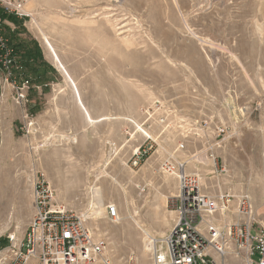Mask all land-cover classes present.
I'll return each mask as SVG.
<instances>
[{"label":"rangeland","instance_id":"rangeland-1","mask_svg":"<svg viewBox=\"0 0 264 264\" xmlns=\"http://www.w3.org/2000/svg\"><path fill=\"white\" fill-rule=\"evenodd\" d=\"M29 3L31 18L5 24L29 83L21 104L10 87L0 97V191L9 175H23L31 185L39 172L57 201L83 215L95 185L104 208L113 203L120 216L112 222L105 215L97 225L83 216L95 239L106 240L111 264L140 263V228L162 237L164 227L152 217L157 197L165 199L159 213L173 212L172 224L177 182L171 176L166 185L160 170L170 154L188 158V171L198 172L209 192H244L264 205V0ZM44 35L91 117L107 120H87ZM156 101L160 109L147 119L145 110ZM220 126L226 132L217 136ZM144 133L155 142L133 165V151L146 145ZM179 144L184 148L177 150ZM0 218L1 242L10 233L19 240L27 222Z\"/></svg>","mask_w":264,"mask_h":264},{"label":"built area","instance_id":"built-area-1","mask_svg":"<svg viewBox=\"0 0 264 264\" xmlns=\"http://www.w3.org/2000/svg\"><path fill=\"white\" fill-rule=\"evenodd\" d=\"M31 1L0 0V97L3 99L6 87H10L17 104L26 101L29 82L5 36V16L31 18L27 8ZM160 105L156 101L148 106L146 118H151ZM158 122H164V117L160 115ZM216 129L217 136L226 132L223 126ZM144 135L146 145L133 151V165L155 142L151 135ZM183 148V144L177 146V150ZM208 151L214 160L210 148ZM187 159L170 154L160 163L161 172L177 182L172 197L175 216L171 228L154 238L152 264H233L230 258L239 259L241 264H264V224L257 219L250 196L244 192H209L201 175L188 171ZM31 187L32 216L19 240L13 233L6 235V245L0 239V264H28L32 259L38 264H110L107 258L99 262L107 248L106 240H96L83 215L57 201L54 188L42 173L34 174ZM105 213L112 222L120 220L113 203L106 204Z\"/></svg>","mask_w":264,"mask_h":264},{"label":"bare ground","instance_id":"bare-ground-1","mask_svg":"<svg viewBox=\"0 0 264 264\" xmlns=\"http://www.w3.org/2000/svg\"><path fill=\"white\" fill-rule=\"evenodd\" d=\"M30 4V3H29ZM54 14V13H53ZM56 17L57 14L55 13ZM53 19V18H52ZM90 20V19H89ZM85 22V21H84ZM92 22V21H90ZM53 25V24H52ZM55 25H53L54 27ZM256 27H257V30L259 32V34L261 33V28H260V24H256ZM263 27V26H262ZM261 36V35H260ZM262 38V37H261ZM44 41L46 43V46L48 47L53 59L55 60V64H57L58 68L63 72V74L65 75V77L68 79V81L70 82L71 86H72V91L74 92V100L77 104L78 107H80V109L82 110V112L85 114V116L87 117V120L91 123H95L97 121H101V120H107L108 119V116L107 115H101L97 118H93L91 117L90 113L88 112V109L86 107V105L84 104L82 98H81V95H80V92L77 88V85L75 83V81L72 79V77L70 76L69 72L67 71L66 67H65V64L63 63V61L60 59V55H59V51L58 49L56 48V46L53 44L52 40L50 39V37H48L47 35H44ZM263 81V80H262ZM261 81V82H262ZM262 85V84H261ZM76 141V138L75 137H72L70 139H68V142H75ZM111 154L112 153H109L108 154V157L106 158V163L108 164L107 160L109 158H111ZM206 158V157H205ZM203 160H206V161H203L205 163H210L211 164V160H207V159H203ZM201 161V160H199ZM168 177H171L169 175H166V177L164 178V183L166 185H168ZM111 179L112 181L115 183V184H118V181L116 180V178H114L113 176H111ZM120 184V183H119ZM91 203L89 206H87L84 210V213H83V216L85 218H89L91 219V223L93 225H97V220L103 216H105V208H104V205L102 204V202L100 201V198L99 196L96 194V188H95V185L91 186ZM159 198V201L157 202L158 204H156V207L152 213V217L153 219L155 218L156 221H158L160 223L161 226H163L165 228L166 225H168V220L170 218H173V212L169 213V215H167V213H159L158 212V207L159 205L161 204H164L165 202V199L163 196H160V197H157ZM131 219L133 220V222L136 224V225H139V222L137 220H135L133 218V216L131 217ZM154 219V220H155ZM100 220V219H99ZM89 221V220H88ZM105 221V220H104ZM170 221V220H169ZM106 222V221H105ZM111 225V224H110ZM160 225H159V228H160ZM7 226V225H6ZM2 228V227H1ZM140 228V227H139ZM142 230V232L144 233V236L142 237L141 239V246L139 248V254H140V263L137 262V264H146V261H145V256L146 254L145 253H148L150 252L152 249H153V245H154V237H152L147 231H145L144 229L140 228ZM106 230V229H105ZM162 230V229H161ZM161 235L163 236L165 233L163 231L160 232ZM104 259V253L99 256V262H101L102 260ZM110 263V261H109ZM111 264V263H110Z\"/></svg>","mask_w":264,"mask_h":264},{"label":"crops","instance_id":"crops-1","mask_svg":"<svg viewBox=\"0 0 264 264\" xmlns=\"http://www.w3.org/2000/svg\"><path fill=\"white\" fill-rule=\"evenodd\" d=\"M30 4L27 5L29 9ZM15 21L21 19L14 17ZM7 23L11 24V21L7 19ZM189 169V168H188ZM10 183L5 185L4 189L0 191V217L9 216V221L14 222H27L30 220L33 212V200H32V187L28 183V179L23 175H9ZM264 184V181L259 180ZM264 194V187L262 186ZM264 198V197H263ZM251 202L258 213L259 221L264 224V205L262 200L259 202L255 196H250ZM264 200V199H263ZM1 219V218H0ZM172 224H168L163 228V232H167L171 228ZM36 260L32 259L28 264H32ZM230 262L233 264H241L239 259L230 258Z\"/></svg>","mask_w":264,"mask_h":264},{"label":"trees","instance_id":"trees-1","mask_svg":"<svg viewBox=\"0 0 264 264\" xmlns=\"http://www.w3.org/2000/svg\"><path fill=\"white\" fill-rule=\"evenodd\" d=\"M5 18L8 19V20H12V21L14 20V17L13 16H10V15L5 16ZM2 241H5V240H2Z\"/></svg>","mask_w":264,"mask_h":264}]
</instances>
